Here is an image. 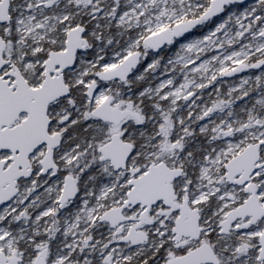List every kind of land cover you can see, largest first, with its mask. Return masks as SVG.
Returning <instances> with one entry per match:
<instances>
[{
    "label": "snow or ice",
    "instance_id": "obj_1",
    "mask_svg": "<svg viewBox=\"0 0 264 264\" xmlns=\"http://www.w3.org/2000/svg\"><path fill=\"white\" fill-rule=\"evenodd\" d=\"M0 264H264V0H0Z\"/></svg>",
    "mask_w": 264,
    "mask_h": 264
}]
</instances>
